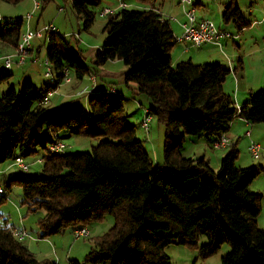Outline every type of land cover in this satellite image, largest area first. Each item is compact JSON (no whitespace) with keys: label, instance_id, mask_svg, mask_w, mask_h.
Returning <instances> with one entry per match:
<instances>
[{"label":"trees","instance_id":"1","mask_svg":"<svg viewBox=\"0 0 264 264\" xmlns=\"http://www.w3.org/2000/svg\"><path fill=\"white\" fill-rule=\"evenodd\" d=\"M70 1L88 31L103 0ZM105 19V38L91 65L57 32L48 38L46 58L55 78L67 69L76 80L85 76L96 80L103 65L121 61L127 68L121 75L124 85H133L138 95L148 97L151 105L145 112L164 127L163 164L154 165L136 137L122 97L113 100L107 90L95 92V87L87 113L68 105L59 112L43 103L56 86L38 88L25 80L18 90L0 96V166L17 157H33L39 150L47 154L37 162L42 164L39 176L24 175L20 169L0 173V206L15 188L20 189V205L27 214L44 213L36 222L41 239L86 229L110 215L113 225L91 238L86 264H171L165 250L172 245L195 249L202 259L228 245L221 264H264V227L258 226L263 196L250 190L262 167H237L235 148L216 171L204 158L181 155L187 138L204 137L211 145L228 133L235 118L251 125L264 123V90L251 95L238 111L224 92L228 68L191 59L173 65L171 52L177 41L170 20L152 7L124 6ZM222 19L232 21L238 30L247 24L233 0L225 4ZM23 21L22 17L0 21V54L15 50ZM12 76L0 70V86ZM63 133L97 143L90 152L50 153L49 146L62 141ZM10 227L7 219L0 223V264H59L37 258ZM202 237L207 242L199 245Z\"/></svg>","mask_w":264,"mask_h":264},{"label":"rangeland","instance_id":"2","mask_svg":"<svg viewBox=\"0 0 264 264\" xmlns=\"http://www.w3.org/2000/svg\"><path fill=\"white\" fill-rule=\"evenodd\" d=\"M35 1H41L42 3H44V1H47L46 3L47 7L45 6L46 7L45 8L44 6L40 5L38 9L34 8L35 3L33 4V2ZM133 1L138 2L140 0H133ZM213 1H221V0L202 1L201 6L198 9H196L195 12H196V16H198L199 14L207 12L208 11L207 8H211L212 15L208 18L212 20L214 24L217 26L219 23L218 19L220 18V15L216 11ZM226 1H230V0H226ZM235 1H246L247 4H249L250 1H252L251 4L255 5L253 1H264V0H235ZM125 2L128 3L129 1H125ZM156 2L159 3L162 1L156 0ZM178 2H179L178 0L163 1L162 11H164V14L170 21L175 19L173 16H176V12L182 13V7ZM58 6L61 7L60 11H58L59 10ZM126 8L133 10L142 9L140 5H136L135 3H129V5ZM99 9H101V5L97 8V12L100 11ZM170 9L171 11H169ZM29 13H32V15L34 16V19L32 20V26H34L37 23L40 25L48 24L50 22L53 23L54 20L56 19L55 24L54 23L53 24L55 27L58 28V31H56L57 34L63 36L66 39V41L69 43V47L74 51L81 50L83 53L88 54L89 50H92L93 48L92 46H97V48L101 47L104 41L105 33L102 32V27L106 20L105 17L101 18L100 17L101 14L99 12V14H97L96 16V20L93 26L88 31H85L82 26V21L75 13L70 0H21L16 4L7 3L0 0V21L8 20V18L10 17L13 19L22 17L24 20L23 25L25 26L26 23L25 21H28L27 15ZM245 15L247 18L248 17L247 14ZM257 27H259V24H257ZM229 28L231 29V31H235L232 25ZM57 34L55 36H57ZM58 40L59 39H56V42L60 43ZM40 41L42 43L40 50V62L43 63V60L46 58V51L48 49V39L35 38L34 45L36 46L37 44H35V42H40ZM258 41L259 43L263 42L264 37L262 39H259ZM221 57H223V55ZM84 62L88 65H91V56L87 57L86 55L84 58ZM193 62L199 63L197 62V59H194ZM123 65L124 64L121 61L119 62V64H113V65L110 64L109 62L106 65V69L121 71ZM37 66H38L37 64H30L31 69L36 70ZM0 69L1 71H5V69L1 64H0ZM23 69H25V65L23 66L21 65L19 69H12L11 71H6L12 73L13 76L6 84L0 86V96L4 93H7L12 88H14L15 90L19 89L20 84L23 82V73H22ZM44 72L45 69L43 70L42 78H40L38 84L37 83L34 84L35 86L41 87L43 83L50 84V79L44 77ZM69 75L73 80L74 72L71 71ZM90 77L86 76L83 79V84H86L87 86L86 87L81 86L82 88L80 87L82 94H76L75 91L70 90V87H68V85L63 83L56 91L53 92L52 96L49 98V101L46 103L47 109H56L59 112H62L65 109L64 107L67 104H69V107L72 111H75L76 109L79 108L84 112L85 107L83 104L85 102V98H87L89 95L88 90H90L93 87L92 86L93 82L91 81ZM98 82L99 84H101V86L96 88V90L94 88L95 92L101 90H107L109 98L114 100L117 99V97L119 96L124 99L123 105L125 108V114L129 116V124L136 126V137L142 141L143 148L150 155L154 165H158V162L160 165H162L161 162H163L162 154H163V136H164L163 125L158 123L155 118H151L148 131H145L140 127V123L145 117V111L151 105V102L148 99V97L143 94L138 95L135 91L133 92V90H131L130 88L124 85V82L121 80V78L113 79V80H107V79L101 80V78L99 77ZM80 83L81 82H79V85H82V83L81 84ZM110 87L115 91H117V93L119 94L118 95L110 94L109 93ZM240 89L243 91L246 90V88H244L243 86ZM250 89L253 91V95H255L258 92L264 90V86L262 88H259V82L252 81L250 85ZM224 92L233 98V93L235 92V89H233V87L230 86L229 79H226ZM255 130H256L255 131L256 136L262 139L264 137V123L256 124ZM61 138H62V143L65 145L64 153H69V154L75 152H90L92 147L95 146L97 143V141L93 139H89L83 136L69 135L66 133H63L61 135ZM251 143L261 147V152L259 157L260 159L254 160L252 159V157H250V155H248L249 156L248 158L253 162L255 166L258 165L261 166L262 167L261 169L264 171V159H263L264 140L262 142L251 141L250 144ZM193 149H195V147H193ZM196 149L198 150V148ZM182 153L183 151H181V155ZM210 153L211 151L208 152V154ZM46 154H47L46 151L39 150L35 156L24 159V162L28 164V171L23 172L22 174L27 176L41 175L42 164L37 162L41 160L42 157H44V155ZM12 163L13 161L2 164L0 168H2L4 171L1 172H6L5 170H8L6 172L8 174L18 173L19 170L17 169V167H11ZM209 163H210V167L213 170L215 171L218 170L219 166H215L213 161ZM247 167H250V164ZM20 202H21L20 189L15 188L10 194L7 202L0 206V223H2L3 219H7L8 225H12L13 228L16 227L17 230L26 229V231L29 234H32L34 233V231H38L36 222L39 217L43 216L44 213L39 211L37 213L27 214V209L25 207H21ZM22 221L25 228H23V226H20L18 228L17 225ZM112 225H113L112 217L110 215H106L102 221L94 223L87 228L90 233V236L88 238L77 239L78 240L77 241L73 239L69 229L68 231L67 230L64 231L61 235H57L58 236L57 238H62L61 240L66 245V249L71 248V250L69 251L71 252L70 260H76L81 264H86L83 262V260L85 255L92 247V243L90 242L91 238L103 235L105 232L108 231V229L111 228ZM258 226L259 228H263L264 224L263 225L260 224ZM26 236H27L26 238H28L27 233ZM24 242L27 243V241ZM206 242L207 239L205 237H202L200 239L199 245H202ZM229 251H230V247L228 245H223L213 256L207 259H202L201 257H199V253L195 249H191L187 246L172 245L165 250V253L170 258L171 264H221V258ZM62 256H64V258L65 256H67V250L62 254Z\"/></svg>","mask_w":264,"mask_h":264},{"label":"crops","instance_id":"3","mask_svg":"<svg viewBox=\"0 0 264 264\" xmlns=\"http://www.w3.org/2000/svg\"><path fill=\"white\" fill-rule=\"evenodd\" d=\"M125 1H129V2L126 3ZM161 1L162 2L157 3L156 0L154 1L140 0L138 2L137 1L135 2L133 0H103L101 4V9H99L100 10L99 12L101 14L104 9H111L112 12H115L119 8H121L122 4L125 7H127L129 3H135L136 5H140L142 9H148L152 7L153 9L158 11L161 15L166 17V15L164 14V11H162V5H163L164 0H161ZM202 1H207V0H195V3H194L195 11L201 6ZM233 1L237 4V6L239 7V9L241 10L243 14L244 21L247 23L245 26H243L240 30H238L232 21H228V22L223 21L222 16H223V11H224V6L229 1H226V0L213 1L215 9L220 15V18L218 19L219 23L217 27L221 30L227 31L230 36L227 38L226 37L221 38L220 46L215 43H205L200 46H193L187 42L176 40L177 42L174 48L172 49L171 55H172L173 64H176L180 60L191 59L192 61H194V59H197V62L199 63H204V62L219 63L225 66V68H228L229 77L227 76V79H229L230 81V86L233 87V89H235V92L233 93V100L236 106L241 107L247 101V99L251 95H253V91L250 89V85L252 81H258L259 88H262L264 86V41L261 43H259L258 41L259 39H262L264 37V29H263L264 28V1H253L255 5L251 4L252 1H250L249 4H247L246 1H235V0ZM40 3L41 5L45 7L47 1H44V3L40 1ZM58 9H59L58 11H60L61 7L58 6ZM171 9L169 11H171ZM207 10H208L207 12L199 14L196 17L198 19H209L208 17L212 15L211 8H207ZM245 14H247L248 16L247 18ZM195 15H196V12H195ZM100 17L104 18L106 17V15L105 16L101 15ZM173 17L175 19L171 20L172 22L170 21L169 24L174 33V36L176 37V39H178L182 35V32H183L182 25L187 21V19L185 15L183 14V12L182 13L176 12V16H173ZM33 19H34V16L32 15L28 19V21H25L26 23H25V26L23 25V28H21V33L25 31L26 29H29V30L40 29L44 25H48L52 23L50 22L48 24H41V25L37 23L34 26H32ZM55 21L56 19L53 22L54 24H55ZM257 24H259V27H257ZM231 25L233 26V29L235 31H231V29L229 28ZM56 31H58L57 27H56ZM34 39L32 41V48L30 50L29 55L26 57L25 63L16 64V59L14 58L13 60L14 64L12 66V69H19L21 65L22 66L25 65V69L22 70L23 81L29 80L33 83V85L35 83L38 84L40 78H42V73H43V70L45 69L44 61L46 60L45 58L43 60V63L40 62V50H41L42 43L41 41L35 42V44H37L35 46ZM41 39H46V38L45 36H43L41 37ZM92 47H93L92 50H89L88 54L83 53V58H85L86 55L87 57L91 56V60L94 58V55L99 47L98 48L97 46H92ZM13 52L14 50L4 52L0 54V57L5 53L10 54ZM222 55L223 57H221ZM109 62L110 64L113 65V64H119L120 61L113 60ZM109 62L103 65V68L99 69L98 74H97L98 77H96L95 83H93L94 88L95 87L98 88L101 86V84H99L98 82L99 77L101 78V80L103 79L113 80V79L121 78V80L123 81L121 75H123L124 72L127 70L126 66L123 65L121 68V71L120 70L114 71V70L106 69V65ZM30 64H37L38 66L36 70L31 69ZM51 73L53 74V76H56L55 72L52 69V66H51ZM83 79L84 77L81 80H76L75 78H73L72 80L70 76V82L66 85L70 87V90H73L76 92V94H79L82 92L81 86L83 87L87 86L86 84H83ZM79 82H81L82 85H79ZM43 85L45 84L43 83ZM242 86L246 88L245 91L240 89ZM127 87L133 90V92L134 91L136 92L135 86L129 85ZM224 87H225V84H224ZM57 89L58 88L54 90L56 91ZM90 90H88V92ZM89 96L90 94L88 95L87 98L84 97L85 102L83 105L85 107L84 108L85 113L88 112L87 102H88ZM46 105L47 104H45V106ZM67 105L69 106V104ZM49 110H56V109H49ZM247 131L250 132L249 137L246 136ZM255 131H256L255 125H251L241 118H235V120L230 125L228 133L226 134V136L231 140L232 145L224 147L219 150H215L211 147L209 141L205 139L204 137H189L186 139L187 142L185 141L183 148L181 150L183 151L182 156L184 158H192V159L201 157V158H204L208 163L213 161L215 166H219L221 159L232 148H235V150L238 152V157H237L235 164L238 167L245 168L249 166V164L250 166H254L253 162L249 160L248 158L249 157L248 155H250L248 151V146L250 145L251 141L262 142L264 140V137L262 139L258 138L255 134ZM193 147H195V149H193ZM196 148H198V150ZM209 151H211L210 154H208ZM161 163L163 164V162ZM158 166H161L159 162H158ZM1 171H4V170L0 168V173H3ZM5 171L7 172L8 170H5ZM250 190L254 193H258L263 196L262 210H261V213L258 219V223H259L258 225L260 224L263 225L264 224V171L262 169H260L258 177L250 185ZM9 226L12 227V225H9ZM20 226H23V228H25L23 221L17 225L18 228ZM23 230L26 231V229H23ZM69 231H70V234L72 235L73 230L69 229ZM26 233L28 235V238H26L24 241H27L26 243L27 247L33 254H35L37 258L54 260L59 264H67L68 261L70 260L71 252L69 251L71 250V248L66 249V245L61 240L62 238H57L58 236L55 235L49 238L41 239L39 237V231H34V233L32 234H29L26 231ZM61 234H58V235H61ZM66 250H67V256H65L64 258L62 254Z\"/></svg>","mask_w":264,"mask_h":264},{"label":"built area","instance_id":"4","mask_svg":"<svg viewBox=\"0 0 264 264\" xmlns=\"http://www.w3.org/2000/svg\"><path fill=\"white\" fill-rule=\"evenodd\" d=\"M34 3H35L34 8L37 9L41 5L40 1H35ZM194 3L195 0H179V4L182 7V12L185 15L187 21L182 25L183 26L182 35L176 40L184 41L193 44L194 46H200L205 43H215L220 46L221 38L229 37L230 36L229 33L227 31L219 29L214 24V22L209 19H198L195 15ZM121 7H124V5L122 4ZM110 13H112L111 9H104L101 15L105 16ZM31 16L32 13H29L27 15V20ZM55 32H56V27L52 24L44 25L40 29H35V30L26 29L21 33L19 42L17 43L14 52L10 54H4L0 57V61H1L0 64L3 66L5 71L12 70V66L14 64L13 61L14 58L16 59V64H24L26 57L29 55L30 50L32 48L33 39L41 38L43 36H45V38H49V36ZM44 62H45V70H46L44 76L45 78L50 79V84L56 86L55 88H59L63 83L68 84L70 82V76L67 69H64L62 71L63 76L60 79H57L51 73V65L47 58ZM90 78L91 81L95 83V77L91 76ZM93 89H94V85L88 93L92 94ZM54 91L51 90L46 93V95L43 98L44 104L48 102L49 98L52 96ZM110 92L112 94L116 93V91L113 89ZM79 94H82V92ZM236 107L237 110L239 111L240 107L238 106ZM150 121H151V117L147 114V112H145V117L141 121V128H143L145 131H148ZM246 136L248 137L250 136L249 131L246 132ZM230 145H232L231 140L226 135H223L220 139H216L211 142V147L215 150ZM64 150H65V145L62 143V141H57L55 144L50 145L48 148V151L50 153H62L64 152ZM248 151L254 160L259 159L261 152L260 146L251 143L248 147ZM11 167H17V169H20L23 172L28 171V165L24 162L23 159L18 157L13 161ZM0 194H3V188L1 187V184H0ZM10 232L15 238H17L20 241H24L27 237L24 230H17L13 227H10ZM72 235L75 240L81 238H88L90 236L89 231L87 229H75L73 230Z\"/></svg>","mask_w":264,"mask_h":264}]
</instances>
